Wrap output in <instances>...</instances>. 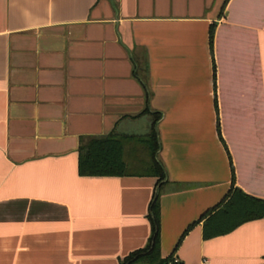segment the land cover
I'll list each match as a JSON object with an SVG mask.
<instances>
[{"label": "crops", "instance_id": "crops-1", "mask_svg": "<svg viewBox=\"0 0 264 264\" xmlns=\"http://www.w3.org/2000/svg\"><path fill=\"white\" fill-rule=\"evenodd\" d=\"M152 113L163 182L80 175ZM234 188L264 201V0H0V264H122L157 192L162 259L264 264V218L203 237Z\"/></svg>", "mask_w": 264, "mask_h": 264}, {"label": "trees", "instance_id": "trees-1", "mask_svg": "<svg viewBox=\"0 0 264 264\" xmlns=\"http://www.w3.org/2000/svg\"><path fill=\"white\" fill-rule=\"evenodd\" d=\"M146 114H149L146 111ZM151 130L147 135L127 136L111 134L92 137L80 145L79 173L83 177H125L132 174L158 178V183L166 179V171L159 161L161 142L158 124L161 115L151 114ZM135 145L134 153H128L129 142ZM138 158V160H135ZM134 159V160H133ZM132 161V163H131ZM153 235L149 245L142 251L130 255L122 264H170L172 258L162 259L160 253V206L159 193L155 194L151 205ZM264 218V201L244 194L240 189H232L222 205L203 215V237L210 240L231 233L241 225ZM195 226L191 225L183 237Z\"/></svg>", "mask_w": 264, "mask_h": 264}, {"label": "rangeland", "instance_id": "rangeland-1", "mask_svg": "<svg viewBox=\"0 0 264 264\" xmlns=\"http://www.w3.org/2000/svg\"><path fill=\"white\" fill-rule=\"evenodd\" d=\"M141 264H147V262H145V263L142 262Z\"/></svg>", "mask_w": 264, "mask_h": 264}]
</instances>
